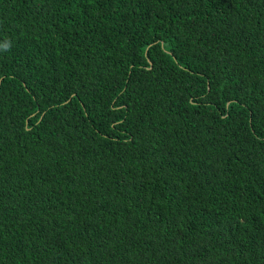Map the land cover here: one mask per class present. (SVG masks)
<instances>
[{
	"label": "trees",
	"instance_id": "obj_1",
	"mask_svg": "<svg viewBox=\"0 0 264 264\" xmlns=\"http://www.w3.org/2000/svg\"><path fill=\"white\" fill-rule=\"evenodd\" d=\"M0 264H264V0H0Z\"/></svg>",
	"mask_w": 264,
	"mask_h": 264
}]
</instances>
